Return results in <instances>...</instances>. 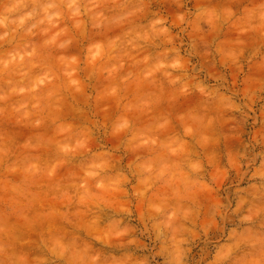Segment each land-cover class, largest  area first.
Here are the masks:
<instances>
[{
  "label": "clouds",
  "instance_id": "9594fccd",
  "mask_svg": "<svg viewBox=\"0 0 264 264\" xmlns=\"http://www.w3.org/2000/svg\"><path fill=\"white\" fill-rule=\"evenodd\" d=\"M0 264H264V0H0Z\"/></svg>",
  "mask_w": 264,
  "mask_h": 264
},
{
  "label": "rangeland",
  "instance_id": "374dc122",
  "mask_svg": "<svg viewBox=\"0 0 264 264\" xmlns=\"http://www.w3.org/2000/svg\"><path fill=\"white\" fill-rule=\"evenodd\" d=\"M192 59H193V62H195V57H193Z\"/></svg>",
  "mask_w": 264,
  "mask_h": 264
}]
</instances>
